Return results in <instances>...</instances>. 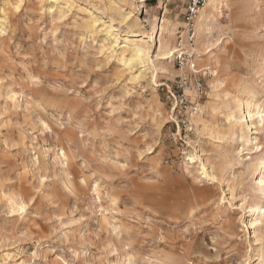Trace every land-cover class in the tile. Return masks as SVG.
<instances>
[{"label": "rangeland", "instance_id": "1", "mask_svg": "<svg viewBox=\"0 0 264 264\" xmlns=\"http://www.w3.org/2000/svg\"><path fill=\"white\" fill-rule=\"evenodd\" d=\"M188 2L0 0V264L264 260V124L232 116L264 107V5L221 0L197 51Z\"/></svg>", "mask_w": 264, "mask_h": 264}, {"label": "bare ground", "instance_id": "2", "mask_svg": "<svg viewBox=\"0 0 264 264\" xmlns=\"http://www.w3.org/2000/svg\"><path fill=\"white\" fill-rule=\"evenodd\" d=\"M220 3L221 0H207L203 8L199 10L200 12L197 19L198 34L194 41V48L197 51H200V46L205 44L203 33L205 29H208V22H210V20L213 19L214 14L219 11ZM171 40L172 34H170V37H168L166 40L164 38H159V48L161 47V49L163 48L165 50L164 55L167 54L169 49L171 48ZM142 48L140 46H136L133 52V56H138L142 52ZM167 57L168 55L164 56V58ZM260 82H262V79H260L259 83ZM243 90L246 91V88H242L241 91L244 92ZM242 98L238 97L235 100L234 105L237 111L235 115L232 116L235 118L237 117L236 119L239 121L244 120L243 128L245 129L241 131L240 137L244 139L243 141L245 142V144H251V149L261 150L262 146L260 145L261 143H258V138L256 135L259 126L264 124V107H262L259 103L261 100V92L247 95V98L244 101L242 100ZM237 114L238 116H236ZM245 172L250 175L253 174L256 176L255 184L259 191V195H255L258 201L256 202V204L254 203L255 205L253 206V208H251V218L248 221V225L254 228V226H257V221H260L259 217H257L256 215H259L261 211L264 212V210H262L260 206L261 202L264 200V152L260 155L255 156V158L248 163ZM256 194H258V192ZM263 262L264 260L261 255L259 264H262Z\"/></svg>", "mask_w": 264, "mask_h": 264}, {"label": "built area", "instance_id": "3", "mask_svg": "<svg viewBox=\"0 0 264 264\" xmlns=\"http://www.w3.org/2000/svg\"><path fill=\"white\" fill-rule=\"evenodd\" d=\"M204 1L205 0H189V2L187 3L184 15V22L186 27L185 43H188L189 45L192 44V41L195 36V23L193 19L198 13L200 6H203ZM181 43L182 39L180 40L179 46H181ZM184 50L185 49L183 47L177 48L175 51L178 52L177 57H182V59L185 57H189Z\"/></svg>", "mask_w": 264, "mask_h": 264}, {"label": "clouds", "instance_id": "4", "mask_svg": "<svg viewBox=\"0 0 264 264\" xmlns=\"http://www.w3.org/2000/svg\"><path fill=\"white\" fill-rule=\"evenodd\" d=\"M249 2H252L253 6H255L256 4L264 5V0H249ZM261 28H264V23L261 24Z\"/></svg>", "mask_w": 264, "mask_h": 264}]
</instances>
